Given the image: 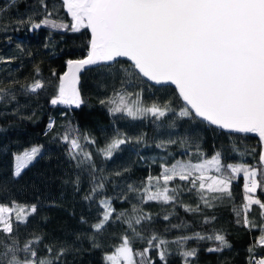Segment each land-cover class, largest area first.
Listing matches in <instances>:
<instances>
[{"label":"trees","instance_id":"1","mask_svg":"<svg viewBox=\"0 0 264 264\" xmlns=\"http://www.w3.org/2000/svg\"><path fill=\"white\" fill-rule=\"evenodd\" d=\"M45 3L47 10L41 7L40 0H15V3L0 0L3 10L0 13V58L7 61L0 62V87L7 90L0 93L4 97L0 100V204L15 201L29 207L37 205V212L29 216L26 224L15 226L21 246L35 233L43 236L42 243L36 246L40 256L47 255L45 245L53 247V254L65 249L55 264H106L103 254L111 251L123 234H130L122 222L125 217L116 220L115 216L124 213L131 217L135 215L133 205H137L151 219L135 226L145 238L133 241L135 250L147 247L146 239L155 234L168 241V264H184L180 252L191 249H196L197 255L189 258L190 264H247V249L259 230L249 232L236 223L233 209L242 208L244 203L242 173L233 182L232 198L210 201L211 207L203 204L197 190L189 191L190 185L178 179L169 184V188L176 187L179 191L177 200L169 203H142L138 193L128 191V185L142 188L150 175H160L162 164L170 167L177 160L200 163L211 159L216 152H221L224 164L245 163L259 167V144L255 137L225 132L199 119L180 118L178 112L183 104L174 89L169 85H151L122 70L117 72L129 66L124 59H117L111 70L96 65L80 73L79 88L84 103L79 108L48 105L57 82L52 76L53 70L60 74L67 60L85 54L88 32L50 25L32 29L29 23H20L28 17L40 22L51 12V20L71 25V16L62 7V0H45ZM35 79L45 83L44 90L30 93L21 87ZM117 92L131 93L130 102L137 99L138 93L144 106L172 101L177 115L170 112L156 120L150 115L133 119L123 112L111 114V105L100 101H107ZM50 119L55 122L52 129L48 128ZM118 133L129 138V143L121 145L111 158H105L100 150ZM65 134L79 140L83 152L91 153V161L85 160L82 154L79 160L69 156V144L63 139ZM137 137H142L140 143L136 142ZM169 140L175 143H168ZM35 144L41 148L40 154L15 177L14 155ZM117 172L120 175H116ZM210 172L216 175L214 170ZM77 177L78 185L74 183ZM100 183L104 187L98 189L95 198L86 200L84 197L93 186ZM256 195L264 200L259 189ZM106 198L111 199L115 212L111 222L97 232L92 225L101 218L103 209L99 201ZM197 205L198 211L195 210ZM184 206L192 210L185 211ZM249 217L259 223L257 206H253ZM206 219L209 222L206 223ZM217 232L225 235L230 248L208 252L206 249L217 246L218 242L195 238L187 240L182 247L173 243L179 237ZM0 239H5L3 233ZM148 255L154 264H161L156 249H151Z\"/></svg>","mask_w":264,"mask_h":264},{"label":"snow or ice","instance_id":"2","mask_svg":"<svg viewBox=\"0 0 264 264\" xmlns=\"http://www.w3.org/2000/svg\"><path fill=\"white\" fill-rule=\"evenodd\" d=\"M40 4L47 10L45 0H40ZM62 7L71 16L70 26L51 20V12L40 22L31 17L20 21L29 23L32 29L50 25L62 29L70 27L73 32L90 30L86 55L81 59L67 60L66 71L62 74L53 70L52 76L57 82L53 85L50 105L79 108L84 103L79 88L82 69L97 65L111 70L117 58L125 57L130 61L129 66L117 72L122 70L128 76L144 77L158 85H175L178 98L183 101L178 112L180 118L199 119L230 132L256 133L264 142V0H62ZM2 11L0 9V13ZM0 62L7 61L0 58ZM39 74L37 67L36 75ZM21 87L37 93L45 89V83L35 79ZM6 91L0 87V93ZM131 95L117 92L100 103L111 105V114L123 112L133 119L150 115L161 120L170 112L177 115L172 101L144 106L138 93L137 99L130 102ZM3 98L0 95V100ZM54 123L50 119L48 128L52 129ZM63 139L69 144V156L73 160H79L82 154L85 160L91 161V153L83 152L77 138L70 139L65 134ZM141 139L137 137L136 142L140 143ZM126 143L129 138L118 133L100 151L105 158H111ZM168 143L175 141L169 140ZM40 152V147H32L16 154L13 175L19 177ZM221 156V152H216L211 159L200 163L177 160L170 167L162 164L159 176L150 175L139 189L130 184L128 191L138 193L142 203L174 202L179 191L176 187L169 188V184L178 179L190 185L189 191L197 190L203 204L211 207L210 201L232 198L233 182L242 173L244 203L242 208L233 211L237 224L249 232L259 230V235L247 249V264H264V200L256 195L258 189L264 193V148L259 153V167L245 163L224 164ZM213 170L216 175H207ZM74 183L79 184V177ZM103 187L102 183L94 185L84 198L94 199L98 189ZM123 199L126 200L127 196ZM99 203L103 209L101 218L92 225L97 232L111 222L115 212L110 198ZM253 206L258 207L259 223L249 217ZM184 207L185 211L192 210ZM195 210H199V205ZM132 211L135 215L131 217L124 213L115 216L116 220L125 217L122 222L130 234H123L114 251L105 254L106 264H154L148 255L151 249L157 250L161 264H168V241L155 234L146 239L147 247L142 251L133 248L136 238L145 239L135 226L150 220L151 216L143 213L137 205H133ZM36 212V204L30 207L15 201L0 204V233L5 237L0 239V264H55L64 255L65 249L53 254V247L45 245L47 255L40 256L36 246L42 243L43 236L35 233L21 246L15 226L26 224L29 216ZM164 219L167 220L168 216ZM205 222L209 221L206 219ZM194 238L218 242L217 246L207 248L208 252H222L231 247L225 235L219 232L179 237L173 243L182 247L187 240ZM180 255L184 264H190L189 258H194L197 250L181 251Z\"/></svg>","mask_w":264,"mask_h":264},{"label":"water","instance_id":"3","mask_svg":"<svg viewBox=\"0 0 264 264\" xmlns=\"http://www.w3.org/2000/svg\"><path fill=\"white\" fill-rule=\"evenodd\" d=\"M87 32H88V41H89L90 40V37H91L90 30H87ZM87 46H88V42H87ZM86 52H87V49H86ZM86 52H85V54L82 57L75 58V59H72V60H76V59L83 58L86 55ZM117 59H124V60L128 61L127 58H125V57H120V58H117ZM128 62L130 63V61H128ZM92 66H96V65H92ZM92 66H86L84 69H82V71L85 70V69H87V68H89V67H92ZM64 71H66V62L64 64V68H63V70H62V72L60 74H62ZM141 78L144 79L146 82H148L151 85H158V84H155L152 81L147 80V78H144V77H141ZM161 85H169V86H171L174 89L176 95L178 96V92L175 89V85H172L170 83H168V84H161ZM180 101L183 104V101L182 100H180ZM48 105H50V103H48ZM50 106H52V105H50ZM61 106H63V105H60L59 107H61ZM71 107H75V106H71ZM204 123L208 124L207 122H204ZM208 125H210V124H208ZM210 126H213V127L217 128V129L222 130V131H225V132H230L229 130L220 129L217 126H214V125H210ZM231 133H236V132H231ZM238 134H246V135H251V136L255 137V139L257 140V142L259 144V151H258V163H259V153L261 152L262 148H264V142H261L260 141L259 136L256 133H238ZM263 196H264V193H263Z\"/></svg>","mask_w":264,"mask_h":264},{"label":"rangeland","instance_id":"4","mask_svg":"<svg viewBox=\"0 0 264 264\" xmlns=\"http://www.w3.org/2000/svg\"><path fill=\"white\" fill-rule=\"evenodd\" d=\"M32 147H39L38 145H31L30 147H28V148H26L25 150H27V149H30V148H32ZM25 150H23L22 152H20V153H23ZM20 153H17V154H20ZM16 155V154H15ZM14 155V156H15ZM14 164H15V160H14V157H13V166H12V170H13V172H14ZM207 175H215V174H212L211 172H209V173H207ZM243 175V174H242ZM121 242V241H120ZM119 242V243H120ZM119 243L116 245V246H118L119 245ZM138 250H140V251H142L141 249H138ZM114 251V248L111 250V251H109V252H106L107 254H110L111 252H113ZM106 253H104L103 254V256H102V258H103V260L105 261V259H104V257H105V254ZM137 259H139L138 257H137Z\"/></svg>","mask_w":264,"mask_h":264}]
</instances>
